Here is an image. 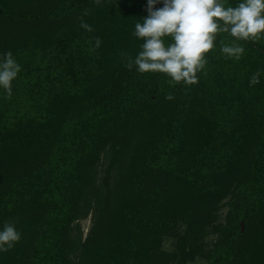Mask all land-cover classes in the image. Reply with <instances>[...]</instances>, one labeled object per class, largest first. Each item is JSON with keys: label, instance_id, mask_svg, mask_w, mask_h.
<instances>
[{"label": "trees", "instance_id": "trees-1", "mask_svg": "<svg viewBox=\"0 0 264 264\" xmlns=\"http://www.w3.org/2000/svg\"><path fill=\"white\" fill-rule=\"evenodd\" d=\"M146 3L0 0V53L22 66L0 89V225L21 232L0 264H161L179 221L185 260L212 226L209 264H264V38L234 59L219 33L198 82L169 84L126 67Z\"/></svg>", "mask_w": 264, "mask_h": 264}, {"label": "clouds", "instance_id": "clouds-1", "mask_svg": "<svg viewBox=\"0 0 264 264\" xmlns=\"http://www.w3.org/2000/svg\"><path fill=\"white\" fill-rule=\"evenodd\" d=\"M145 8L147 14L132 31L141 41L139 50L134 56L127 54L126 67L141 74H164L169 84L198 82L206 54L216 47L219 33L232 38L220 42V51L234 59L245 52L240 41L264 38V0H147ZM81 27L93 31L86 21H81ZM100 45L101 39L96 37L95 47ZM21 68L11 50L0 53V89L10 94ZM262 72L264 69L253 73L249 83L258 84ZM20 239L21 232L13 222L0 225V252Z\"/></svg>", "mask_w": 264, "mask_h": 264}, {"label": "rangeland", "instance_id": "rangeland-1", "mask_svg": "<svg viewBox=\"0 0 264 264\" xmlns=\"http://www.w3.org/2000/svg\"><path fill=\"white\" fill-rule=\"evenodd\" d=\"M107 166L108 161L106 160H103L99 166L101 179L105 176V169L107 168ZM228 200L229 198L223 200L219 206L220 209L218 212V221L216 222L217 224H224L226 221V216L229 209L227 207ZM93 222L94 219L92 214L82 218L79 223L75 222V225H80L84 240L89 235V232L91 231V228L93 226ZM211 228L208 235H206V237H204L198 245L201 246L203 250H197V256L195 259L185 260L179 249V240L185 235L186 224L183 221L177 222L173 227L170 228L167 235L163 237L160 242L157 254L160 256V259L162 261L161 264H165V262L167 264H209L204 256L214 247V244L218 238V235L216 233H213Z\"/></svg>", "mask_w": 264, "mask_h": 264}]
</instances>
